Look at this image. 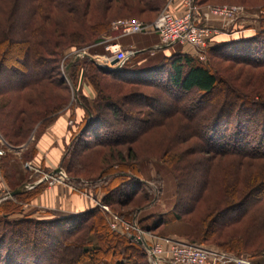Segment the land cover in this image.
I'll list each match as a JSON object with an SVG mask.
<instances>
[{
  "label": "trees",
  "instance_id": "obj_1",
  "mask_svg": "<svg viewBox=\"0 0 264 264\" xmlns=\"http://www.w3.org/2000/svg\"><path fill=\"white\" fill-rule=\"evenodd\" d=\"M166 1L100 0L102 11L89 18L92 0H0V73L4 77L0 82V135L10 148L23 146L24 161L33 157L41 132L70 105L69 85L57 66L66 49L96 42L108 32L114 16H143L146 21L150 15H157ZM108 10L113 13L106 15ZM263 27L247 37L236 31L235 39L216 43L208 51L211 55L213 51L219 53L225 60L264 65ZM145 50H138L116 69L81 56L64 70L71 82L80 73L96 96L90 105L72 87V96L84 108L85 117L59 165L69 183L78 188L101 181L100 202L123 218L151 205L163 191L146 185L137 174L139 164L146 159L159 161L176 179V196L182 188L181 175L176 171H183L184 163L176 155L144 158L133 144L154 126L171 124L167 122L174 114L184 115L179 125L186 127L190 137L201 136L210 150L228 154L230 163L238 167L247 163L246 158H264V93L260 88L242 90L222 76L213 61L203 63L182 50L160 52L159 57L136 63L134 59ZM11 53L22 58L20 69L2 68ZM221 84L220 95L217 87ZM217 99L220 102L214 107ZM105 111L111 112L116 124L111 130ZM92 148L102 153L97 171L88 159L87 150ZM6 154L0 163L5 162ZM218 168L210 165L203 170L197 192L189 197L190 204L179 199L170 209L141 217L140 227L152 230L184 221L191 228L188 237L235 255L261 256L256 264H264V188L253 185L248 187L250 193H242L241 172L228 178L221 176ZM248 174L244 175L246 185L252 181ZM261 174L264 177V172ZM45 184L43 180L0 203V264H149L141 245L111 229L107 213L97 204L54 219L13 218L22 211L19 202L29 200ZM254 191L262 195L250 200ZM126 206L132 209L123 210Z\"/></svg>",
  "mask_w": 264,
  "mask_h": 264
},
{
  "label": "rangeland",
  "instance_id": "obj_2",
  "mask_svg": "<svg viewBox=\"0 0 264 264\" xmlns=\"http://www.w3.org/2000/svg\"><path fill=\"white\" fill-rule=\"evenodd\" d=\"M232 6L241 7L242 9L241 14L233 20H230L229 18L223 19V16L221 15L217 16L210 13L211 8L232 7ZM89 8H90V15H88L89 18H92L93 14L97 15L98 13H100L102 11L100 0H92V3ZM193 9H194V16L196 17V22L199 25H209L211 27L217 28L218 30L216 34H213V37L215 36V38L212 37L209 40L210 42L202 50L197 51L194 50V47H192L189 44L178 43L176 46L174 45L170 48L166 47L161 51H157L156 53H153L151 51L156 49L155 46L159 45L160 41L155 36L151 38L150 36H146L150 33L132 34L123 37L121 36L118 37V39L116 40L120 42L121 45L123 44L131 45V47H133V49L135 50L146 49L134 59V61L137 60L136 63L140 62V64L150 61L154 59V57L156 58V56L159 57L160 52H163L165 54L166 53L172 54L185 47L186 49L190 50L192 56L198 59L199 61L203 63H209V61H213L212 63H215V68H217L220 71V74L226 77L227 79H229L235 86L246 91H249L250 89H254V91H256L255 90L256 88H260L259 90L263 91L262 93H264V65L254 66L246 63L233 62L231 60H225L224 57H220L219 53H215L213 51L212 53L215 55L213 54L211 55L210 52L208 51L209 47H212L214 44L227 42L230 39H235L236 35L240 33H242L241 37H247L248 35H251L255 33L257 30L261 29L262 25L264 26V0H197L193 3ZM105 13L106 15H110L113 13V11L108 10ZM157 15L155 14L150 15V18L147 19L146 22H152L157 17ZM124 18L138 19L141 21H145L142 20L143 16L142 17L135 15L114 16L109 22L108 32L98 36V40L96 42H93L90 45L81 48H76L72 46L66 49L62 57L57 62V66L59 68L58 71L60 73L63 72L62 76L64 77L66 84L69 85V90H70V105L66 108L70 112V121H71L69 125L70 133H71L69 139L72 138V135L75 133V131H77L78 126L81 123L80 121L83 120L85 117L84 108L78 105L74 97L72 96V87L76 88L78 94L80 96H84L90 105L93 104L96 94H95V90L87 81V79L84 78L82 75H80V73L75 78V81L73 80V82H71L64 75V70H67L70 67L71 62L75 59V53L78 51L84 52L85 54L82 56H86L85 58H90L95 62L97 59L96 56H101L105 53L104 46L106 45V43H109V41H106V38L108 37L113 38L118 35V32L111 29L112 21L117 19H124ZM262 29H264V27ZM240 30L242 32H240ZM236 31H239L238 34L234 33ZM239 37L237 36V38ZM166 50H168V52ZM195 51L197 53H194ZM21 61L22 58L16 55L15 53L8 54L7 58L2 63V68L12 67L15 69H20ZM68 64L69 66L67 67ZM2 81H4V77L0 73V82ZM222 87H223L222 84L218 85L217 87V89H220L219 92L217 91L218 94L220 95L223 94ZM219 102L220 101L218 99L217 102H213L214 107L218 106ZM117 103L120 106L122 105L120 100H118ZM124 107L125 106L123 105V108ZM82 110L84 111L83 118L79 122L74 123V121L76 120L75 118L76 115H81L80 113H82ZM105 113H106V118H105L106 124H108L107 128L111 130L116 126L115 121L112 118V114L110 111H105ZM117 115L121 116L122 112L119 111ZM173 118L174 120L176 119V121H174ZM184 119L185 117L183 114L181 115L174 114L171 118L168 119L167 122V123L172 122L171 124L154 126L152 129L146 132L145 135L142 134V136L136 138V140L133 142L134 147L137 149V151L140 154H142L141 156H145L144 158L148 156L149 157L160 156L161 154L168 156V154H170V155H176V157L179 159L181 164L184 163L182 169L183 171H179V170L176 171L177 175L178 174L181 175L180 181H182V188L180 189V192L178 191L179 195L178 194L177 196L175 195L176 179L173 178V176L164 166L160 165L159 161L149 158L139 164V171L137 174L142 180L146 182V185L154 188L161 187L163 189L162 192L161 191L158 192L157 197L154 198V202L151 205L146 206L145 208L136 210L137 212H135V214L132 217L130 216L129 218H123L119 216L118 213L113 211L107 205L106 206L108 207V211L103 208L102 211L107 213L108 224H110L113 215H118L122 220H128V221L134 220L137 227L142 231H144L146 233V236L150 239L168 237V238L195 243L202 246L218 248L214 245H211L210 243L201 242L199 239H192L188 237L189 234L191 233V228L189 224H187L184 221H173L167 225H161L152 230H145L142 227H140L139 224V219L141 217H146L147 215L150 214L154 215L156 214L157 211L161 212V211H165L166 209H170L171 207L174 206L176 201H179V199L182 201L188 200V204H190V200H189L190 195H195L200 183L202 182L203 170L205 168H208L210 165L219 167L217 169L219 174H221V176H228V178H231L233 175L241 172L242 181L239 182V186H242V190H243L242 193L245 192L250 193L251 191L250 188L248 187H252L253 185L254 186L261 185V188H264V183L263 184L261 183L264 180V177H260L259 175L261 174V172H264V158H254V159L246 158L245 161L247 163H243L241 167H238L234 165L235 163L233 162L230 163L231 156H229L228 154L222 155L218 152H214L210 150L208 146L204 143L201 136L197 135L196 137L195 136L190 137L184 130L186 127L179 125L183 123ZM175 122H177V125L174 124ZM111 123H113L114 125ZM39 134L40 133H38L37 135ZM37 135L32 134L33 138L34 136L36 137ZM96 151H97L96 148H92L91 150H87V153H88V159L91 161V165H93L94 169H96L97 171L99 164H101L102 162V157H101L102 153L98 154V152ZM6 153H7L6 157L7 155H10L9 158L17 165H20L22 169L23 167L25 169L26 168L28 169V166L24 165L25 164L24 162L28 159H25L24 161V159L21 158V155L19 157L14 156V154L11 151L10 152L6 151ZM22 163H23V167H22ZM218 164H220V166H218ZM248 164L249 166H247ZM224 169L228 171L227 174H225L226 171ZM62 170L66 176L64 181L69 183L66 172L64 171V169ZM230 171L231 173H229ZM246 172L249 173L248 175H246V177L249 176L248 178H252V181L247 185L245 183L246 180L244 179V175ZM36 174L38 173L36 172ZM58 176H59L58 173L54 174V178L57 179ZM101 184H102L101 181H97L90 185L88 183H84L81 186V188H78L79 186L77 185L75 186L74 184H70V185L73 187L74 190L78 192V194H86L88 197L89 196L94 197L95 195L98 196V194L103 193L100 187ZM149 193L153 195L152 190L149 191ZM254 193L255 194H252L251 197L249 198L250 200L252 198H256L262 195L255 191ZM98 202H100V199L92 203L97 204ZM188 204L186 203L184 206L187 207ZM131 209H132L131 206H126L123 208V210H131ZM22 215L27 216L25 214ZM20 216L21 215L18 216L16 215L13 216V218L14 217L17 218ZM151 219L152 218H150L149 220L150 222L152 221ZM145 257L148 261V256L146 251H145ZM242 257L248 258L251 264H256L257 261L261 260L260 258L261 256L249 257L248 255L242 254ZM148 263L151 264L149 261ZM79 264H89V262L84 261Z\"/></svg>",
  "mask_w": 264,
  "mask_h": 264
},
{
  "label": "built area",
  "instance_id": "obj_3",
  "mask_svg": "<svg viewBox=\"0 0 264 264\" xmlns=\"http://www.w3.org/2000/svg\"><path fill=\"white\" fill-rule=\"evenodd\" d=\"M241 12V7L237 6L210 9V13L217 16L221 15L223 19L229 18L230 20L237 18ZM111 29L118 32V35L113 38H106L109 43L104 46L105 53L96 56L95 61L97 65L107 69L121 67L137 51L133 47L124 49L116 40L118 37L156 33L160 42L155 48L163 45L169 47L179 43L189 44L198 51L206 47L213 34L218 32L215 27L199 25L196 22L193 0H168L152 22L130 18L117 19L112 21ZM84 54V52L78 51L75 53V58ZM113 60L116 62L112 63ZM8 149H11L9 144L0 135V159ZM65 178V174H59L57 179L54 178V175L49 176L48 173L42 176V179L48 180L49 183ZM97 205L108 211V207L103 203L98 202ZM109 226L140 244L146 251L148 261L151 264H251L248 258L242 257V255H233L215 247L202 246L168 237L151 238V240L144 231L137 227L134 220H122L118 215H113Z\"/></svg>",
  "mask_w": 264,
  "mask_h": 264
},
{
  "label": "crops",
  "instance_id": "obj_4",
  "mask_svg": "<svg viewBox=\"0 0 264 264\" xmlns=\"http://www.w3.org/2000/svg\"><path fill=\"white\" fill-rule=\"evenodd\" d=\"M146 36H150V38L155 36L159 40L156 33H150ZM123 45L121 46L124 49L129 48V46L131 47L129 44ZM176 45L177 44H175V46ZM172 46H169V48ZM181 50L191 53V51L185 47ZM166 51L168 52V50ZM80 114L81 115H76L74 123L79 122L83 118L84 111L82 110ZM69 121L70 112L66 110L41 132L35 144V155L24 162V165L28 166V169L23 167V163L22 169L20 165H17L9 158L10 155L4 158L5 162L3 164L2 162L0 163V203L4 200L13 199V196H9L8 193L22 184H26L27 187L20 193H24L35 187L44 180L42 179L43 174L59 166L60 158L70 140L69 137L71 133ZM22 150L23 146H20L14 149L11 148L8 151H11L14 156L19 157ZM36 172L39 174L38 177L35 176ZM45 181V186L33 197L29 200L19 202L22 206V211L13 216H23L22 214H25L28 217L37 219L64 217L90 209L96 205V203L92 202L101 199L102 196V194H98V196L88 197L86 194H78V192L64 180H57L53 183H49L48 180ZM30 184L33 185L30 186Z\"/></svg>",
  "mask_w": 264,
  "mask_h": 264
},
{
  "label": "water",
  "instance_id": "obj_5",
  "mask_svg": "<svg viewBox=\"0 0 264 264\" xmlns=\"http://www.w3.org/2000/svg\"><path fill=\"white\" fill-rule=\"evenodd\" d=\"M163 46H164V45H163ZM137 51H138V50H137ZM137 51H135V53H136ZM115 62H116L115 60L112 61V63H115ZM69 64H70V63H69ZM69 64L67 65V67L69 66ZM55 173H58V174H64V173H63V170H62V168H61L60 166H58V167H56L55 169H53L52 171H50V172L48 173V175H49V176H53ZM32 185H33V184H30V186H32ZM26 187H27L26 184H22V185H20L19 187L15 188L14 190L10 191V192L8 193V195H9V196H14L15 194H18V193L22 192Z\"/></svg>",
  "mask_w": 264,
  "mask_h": 264
}]
</instances>
